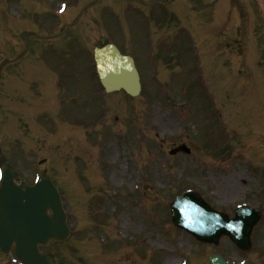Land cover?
Instances as JSON below:
<instances>
[{"label": "rangeland", "instance_id": "rangeland-1", "mask_svg": "<svg viewBox=\"0 0 264 264\" xmlns=\"http://www.w3.org/2000/svg\"><path fill=\"white\" fill-rule=\"evenodd\" d=\"M141 1L145 9L156 4ZM60 2L68 5L66 12H60L63 7ZM37 3L39 8L33 7ZM168 3L171 11H179L181 15L183 11V17H175L174 22L184 24L187 20L195 31L187 25V29L177 31L182 42L170 39V50L160 43L158 53L153 43L158 34L152 7L145 13L138 11L151 21L145 26L148 29L151 25L155 30L150 36L144 32L138 34L135 25L138 17L130 12L133 10L122 13L126 7L134 8L126 0H0V65L7 57L13 59L19 54L22 32L38 36L54 32L65 36L43 51L40 47L44 42L28 38L32 49L36 42L39 55L31 53L25 66L22 62L7 69L2 78L5 83L17 82L20 77L23 81V66L28 71L26 75L30 72L29 76L34 72L54 71L56 75L51 76L56 78L57 88L59 81L88 85L91 98L98 100L92 102L95 110L99 109L98 114H89L88 118L70 116L69 128L63 127L58 132H54L58 128L56 121L64 115L66 99L57 98L58 110L49 107L46 100L38 104V129L33 122L31 128L25 127L28 123L25 119L16 121L19 137L26 140L28 162L20 157L24 178L32 181L36 174L49 173L63 194L71 235L65 243L43 248V252L57 258L58 264H202L215 253L222 254L229 262L264 264V218L253 233V248L245 253L227 238L218 247L198 243L171 223L170 213L172 201L188 190L227 213H233L244 201L264 211V184L256 183L250 176H240L241 170L250 168L264 179V132L256 131H264V69L255 64V58L245 54L250 36H258L259 18L264 32V0H169ZM232 8L234 15L228 13ZM170 10L164 16L169 21ZM111 11L119 13L113 15ZM14 17H20L17 23ZM113 18L115 28L122 34L118 37L121 45L138 59L143 89L137 99L130 100L119 93L101 100L103 90L98 91L93 72H89L91 62L89 67L87 57L92 56L99 39L107 34L106 22ZM222 19L223 24L232 23L233 28V38L229 42L224 39L223 34L228 36L225 31L219 36V49H216V54L226 60L225 65L226 54L229 55L226 67L199 43L201 39L209 41L200 36L202 32L221 31L216 25ZM249 21L255 22L253 31L252 26L247 29ZM65 24L72 27L62 30ZM150 31L149 28L147 32ZM162 35L164 39L169 37L166 32ZM82 37H86V42ZM60 41L63 43L59 44ZM255 43V49L260 48ZM225 44L230 48L225 49ZM139 49H144L145 54ZM166 51H170L165 60L169 61L167 72L165 66L161 67ZM173 52L177 54L171 55ZM245 56L249 57L241 67L239 58L244 62ZM147 61L151 67L144 64ZM66 68L75 76L60 73ZM228 69L236 71L234 85ZM78 73L81 76H76ZM220 73L229 80L228 85L223 86ZM38 75L33 76L30 84L38 79L41 83L46 81L44 85L48 86L47 78ZM80 103L81 108L87 104ZM4 104L7 107L6 97ZM87 111L91 112L92 108L88 107ZM10 132L13 134L12 127ZM214 132L222 138L219 143L225 148L223 155L212 153ZM71 135V147L67 148L65 140ZM206 136L209 139L205 149L204 142L196 137ZM182 143L190 147L191 154L172 156L170 150ZM76 148L79 151L75 154L79 155H72Z\"/></svg>", "mask_w": 264, "mask_h": 264}, {"label": "water", "instance_id": "water-1", "mask_svg": "<svg viewBox=\"0 0 264 264\" xmlns=\"http://www.w3.org/2000/svg\"><path fill=\"white\" fill-rule=\"evenodd\" d=\"M114 63V69L117 72V85L126 91L137 95L140 92L139 76L129 58L122 57L113 46L109 47ZM99 58V64H101ZM14 193H22L20 199L14 200L12 196ZM187 199L178 201L179 203L173 205L174 221L182 227L186 224L181 223L183 218L179 214L177 208L182 203V207L186 206ZM9 204V205H7ZM183 207V208H184ZM51 211L50 215L48 212ZM208 215V222H212L209 227H203L200 235L196 231V227L200 225L199 221L193 222V215H187V226L189 231H193L197 239L203 242L217 241V236L220 234H227L231 236L233 241L238 240L237 235L240 232H230L219 221L221 218L218 214L205 210ZM0 249L3 252L8 251L13 243H16L17 248L14 251V256L26 264H52V258L49 256H42L38 250V244H48L49 241H64L69 230L66 224V215L62 208L60 197L52 185L51 181L42 177L40 183L32 188H17L12 182L5 179L3 187H0ZM187 214V212L185 213ZM251 215V216H250ZM254 213L243 211L237 216L235 222L243 226L247 225L252 230L255 221H252ZM251 219L249 221L248 219ZM222 222V221H221ZM186 227V226H185ZM186 227V228H188ZM205 230V231H204ZM248 232L242 231V236L246 237ZM214 236L215 238L212 239ZM249 247V244L243 245L242 248ZM211 264H228L220 257H212Z\"/></svg>", "mask_w": 264, "mask_h": 264}]
</instances>
